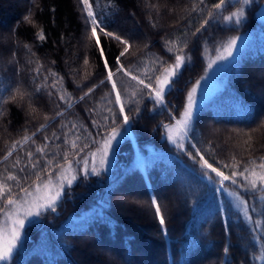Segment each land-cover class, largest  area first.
<instances>
[{
  "label": "trees",
  "instance_id": "1",
  "mask_svg": "<svg viewBox=\"0 0 264 264\" xmlns=\"http://www.w3.org/2000/svg\"><path fill=\"white\" fill-rule=\"evenodd\" d=\"M262 1L246 6L245 19L238 29L221 30L213 25L198 38L191 36V31L199 27L201 17L193 14L195 20L188 21L187 28L179 19L190 7V0H152L158 4L159 16L145 8L144 0H115L114 10L106 0H96L94 5L109 31L130 38L135 55L129 59L133 61L142 53L167 59L161 37L183 39L180 33L188 32L185 51L191 63L182 70L176 85L179 92L166 96L181 110L189 87L205 66L204 49L212 50L226 34L250 33L222 74V86L194 115L193 142L202 148L211 142L215 152L206 154L210 162H227L233 154L238 159H248L243 139L253 129L259 130L252 132V155H264V128L259 127L264 122V20L255 16ZM81 7L78 0H0V89L20 86L32 91L40 83L39 79H31L34 73L27 70L34 67L27 64L30 52L23 46L28 44L35 53L32 59H39L45 68L63 76L64 88L74 97L81 94L77 84L99 85L67 117L78 125L90 126L86 109L97 104L102 107L101 98L110 92L111 85L99 84L105 79L104 64L95 41L86 39ZM168 9L175 11L169 13ZM232 9L229 7L227 12ZM150 19L156 23L155 28ZM40 31L46 36L43 42L37 39ZM100 41L109 64L115 65L123 46L104 36ZM144 44L148 49L143 48ZM32 103L39 109L32 115L26 102L22 106L5 105L7 112L0 118V155L5 145L24 135L25 128L34 131L44 122L45 113L56 110L55 103L44 93L36 94ZM141 107L139 115L132 114L130 135L119 141L110 168L100 176H78L64 190L56 214L45 212L28 224L12 264H223L225 245L229 246L232 264H264L251 259L253 254H259L254 245L245 250V245L250 244L251 226H245L229 207L230 198L205 186L199 178V167L162 137L159 126L170 122L167 112L151 111L152 102L147 100ZM54 129L53 124L47 134ZM44 135H37L38 143ZM136 152L142 156L140 163L136 162ZM3 167L0 165V170ZM152 197L162 206L166 235L155 216ZM222 205L227 208L225 217L220 213Z\"/></svg>",
  "mask_w": 264,
  "mask_h": 264
},
{
  "label": "snow or ice",
  "instance_id": "2",
  "mask_svg": "<svg viewBox=\"0 0 264 264\" xmlns=\"http://www.w3.org/2000/svg\"><path fill=\"white\" fill-rule=\"evenodd\" d=\"M254 2L256 0H216L213 3L208 0H190V7L184 10L185 14L179 19L185 21L184 27L187 28L188 21L195 20L193 14L201 17L199 27L191 31V36L197 38L213 25L221 30H234L245 19L246 6ZM106 3L114 10L115 0H106ZM78 4L82 6L80 11L85 23L86 39L95 41L104 64L106 75L99 84L111 85V90L101 98L102 107L97 104L86 109L91 118L90 126L82 123L78 125L67 118L71 109L88 100L99 85L77 84L76 88L81 94L74 97L64 88V77L50 67L45 68L39 59L33 60L35 53L31 52L28 44L23 46L30 52L27 64H34V67L27 69L34 73L31 79H39L40 83L35 84L32 91L20 86L0 89V92L6 93L0 94V118L5 116V105L9 103L22 106L26 102L31 109L29 115L38 112L32 100L36 94L41 93L55 103L56 110L51 114L45 113L44 122L34 131L29 132L25 128L24 135L5 145L3 155H0V165L4 166L0 170V264H12L27 225L34 223L45 212H55L64 190L71 187L78 176H100L106 171L111 154L118 151L119 141L128 136L132 114L139 115L146 100L152 102L151 111L159 110V114L167 112L170 122H161L159 126L162 137L197 165L200 169L199 178L205 182V186L214 189L216 193L226 194L230 198L229 207L240 216L245 226H251L250 244L245 245V250L254 245L259 249V254H253L251 259L264 261V155L258 158L252 155L255 143L252 132L259 129L246 133L243 139V150L248 153V159H238L233 154L227 162L218 159L210 162L206 154L215 152L211 142L204 148L193 142L197 91L205 77L201 76L187 92L182 110L166 100V96L173 91L179 92L176 85L183 75L182 70L191 63V56L185 51L189 45L188 32L180 33L183 39L168 35L161 37L163 49L168 53L167 59L156 54L142 53L133 61L129 59L135 55L130 38L108 30L95 11L96 0H78ZM144 6L159 16L157 3L144 0ZM229 7L234 10L227 12ZM168 11L172 13L175 10ZM150 23L153 28L156 27L151 19ZM101 36L123 46L115 58V65H110L105 56ZM37 39L41 42L46 39L43 31L37 33ZM238 40V36H231L219 42L214 49L215 58L207 64L205 72L218 62L229 60L234 55ZM148 47V44L143 46L144 49ZM125 60L128 62L125 63ZM88 63L85 56L84 64ZM53 124L55 129L47 134ZM259 127L264 128V122ZM39 133L45 135L38 143L36 137ZM261 147L264 148V144ZM151 205L166 235L165 216L156 197L151 198ZM220 213L225 217L227 208L222 205ZM223 252V264H232L228 256V245H225Z\"/></svg>",
  "mask_w": 264,
  "mask_h": 264
},
{
  "label": "rangeland",
  "instance_id": "3",
  "mask_svg": "<svg viewBox=\"0 0 264 264\" xmlns=\"http://www.w3.org/2000/svg\"><path fill=\"white\" fill-rule=\"evenodd\" d=\"M233 10H234V8L231 11H233ZM255 16L259 20H264V0L259 4L258 8L256 9ZM231 36H238L239 37L237 47L234 51V55L227 61L218 62L217 64L213 65V67L211 69H208V71L205 72V69L207 68V64L210 62L211 59L215 58L214 49H215L216 45L219 42H221V41H223L226 38L231 37ZM249 38H250V33L237 32L234 34H226L224 37H222V38L220 37L216 41L212 50L207 51L204 49L203 58H204L205 66L203 68L202 73L193 80V83L191 84V86L188 89V91H189L191 89V87L196 83V81L198 79H200L201 76L205 77L201 81V86L197 91V102L195 105V112L204 101L209 99L222 86V79H223L222 74L228 68L230 63L234 60V58L236 57L238 52L244 47L245 43L248 41ZM129 135H130V133H128V136ZM112 154H111V159H112ZM139 157H140V154L138 152H136V160L137 161L140 159ZM111 159L107 163L106 170H108L111 166ZM56 208H57V206H56ZM52 213L56 214L57 210L55 212H52Z\"/></svg>",
  "mask_w": 264,
  "mask_h": 264
}]
</instances>
